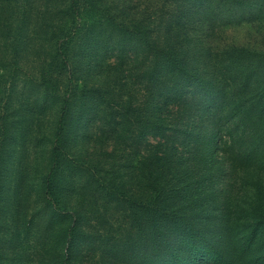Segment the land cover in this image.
<instances>
[{
    "label": "trees",
    "instance_id": "trees-1",
    "mask_svg": "<svg viewBox=\"0 0 264 264\" xmlns=\"http://www.w3.org/2000/svg\"><path fill=\"white\" fill-rule=\"evenodd\" d=\"M158 1L160 9L137 6L138 16L123 20L107 5L134 52L121 64L122 84L110 81L115 63L84 78L70 34L56 49L52 35L38 44L22 31L0 33V240L15 246L6 253L0 241V264H264V0ZM98 3L72 0L73 17ZM19 5L0 0V28L11 27L13 18L3 23ZM56 12L58 22L63 11ZM254 26L258 46L231 33ZM24 51L40 56L36 71L25 69ZM19 78L34 82L21 119L11 103ZM87 95L108 117L104 163L123 146L111 168L69 146L72 106ZM55 99L61 111L50 134L40 127ZM13 132L23 139L13 142ZM10 142L7 188L16 198L3 208Z\"/></svg>",
    "mask_w": 264,
    "mask_h": 264
},
{
    "label": "rangeland",
    "instance_id": "rangeland-1",
    "mask_svg": "<svg viewBox=\"0 0 264 264\" xmlns=\"http://www.w3.org/2000/svg\"><path fill=\"white\" fill-rule=\"evenodd\" d=\"M20 1V13H16L15 9L8 10L6 21L10 22L11 27L1 26L0 33L3 35H8L11 30L14 29L15 32H23L25 35H28V39L35 38L34 42L41 43L45 37L50 35L53 36L54 43L53 47L57 49V46L64 42L65 35L70 34L71 39L74 40L72 47L73 54V62L79 64L83 70V76L88 77L89 81H93L97 79L99 76V72L101 69H104L107 64L115 63L116 69L114 75L111 77V82H119L122 84L124 82L125 76L127 74L120 73L122 69L121 64L125 61L126 54L133 55L134 52L131 48L132 44H128L127 48L125 47V39L120 30V26L116 28L113 24V17L110 15V10L108 8V4L111 2L114 3L118 7L119 15L123 20L124 17L127 19L125 15L129 17L138 16V11H142L144 9V5L149 4L150 7L145 9V13H148L150 9H152V5L155 8H159L160 2L158 0H99V3L91 10L89 8H80L82 13L79 14V17H73L72 15V0H19ZM13 4V2H12ZM138 9L136 10V7ZM63 11L60 14V19L58 22L55 20V16L57 15L56 10L60 9ZM25 11V12H24ZM16 13L12 15V13ZM52 12L54 15H52ZM143 13V12H142ZM160 15V14H159ZM11 16V17H10ZM155 13L151 15L150 22H158L159 16L156 18ZM149 20V19H148ZM236 24V23H234ZM233 24V25H234ZM19 27V28H18ZM151 27L154 28V24H151ZM52 28L56 29L55 33H52ZM260 29L258 27H248V28H234L231 33H234L235 38L237 40L248 41L254 43L255 45H259L256 43V36L259 34ZM230 33V34H231ZM27 39V41H28ZM132 41V40H130ZM263 42H261L262 44ZM40 57V56H39ZM39 57L35 52L28 53L26 51L23 52V64L25 65V69H30L36 71L39 66ZM86 67H90L89 69ZM26 71V70H25ZM25 78H19L17 81L11 103H14L16 109V117L23 118L24 116L28 117L27 114V103L25 99L29 97L30 93V84H34L33 81L27 80ZM33 86V85H32ZM114 87H116L114 85ZM34 90L35 87L33 86ZM120 88V91L116 93L119 96H122L126 91L125 88H121V86L117 87L116 90ZM23 99V102L21 98ZM116 98V102H118V97ZM32 100V98L30 99ZM47 112L44 115L43 124H41L42 130H48V133L52 134L57 127V123L59 120V115L61 111V100L55 99L50 101V105L47 108ZM118 114L115 115L117 117ZM108 117L104 116L102 112V108H99L97 102L92 100V97L87 95L82 101H76L71 109L70 117L67 121V125L65 128V133L69 140V146L74 147L79 150V154L81 158H84L87 163L94 164L98 163L100 166L105 168H111L120 163V160L117 158L122 153V143L115 151V158L112 165H107L104 163V158L101 156L102 152V144L101 137L105 134V131L109 129L108 126ZM17 119V118H16ZM116 120H114V125ZM14 133V132H13ZM20 133H14L12 141L16 142V138L23 139V135H19ZM10 142L6 147V153L3 152V167L7 169L8 177L6 182H4V194H7L6 202L3 204V208L5 203L14 204L13 200L16 198V190L7 188L10 183H12V177L10 175L13 174V160L15 159L14 155H11L14 152V144ZM109 143V142H107ZM37 144V143H36ZM35 144V145H36ZM106 146V145H104ZM51 144L49 142H45L37 147L38 155H39V169L38 173L35 174L36 182H39V178L41 173L44 171L46 167V157L49 154ZM97 149H96V148ZM42 150V152H41ZM44 153V154H43ZM46 154V156H45ZM66 162V161H65ZM64 162H62L63 164ZM5 164V166H4ZM19 162L15 165V168ZM118 169V168H117ZM116 169V170H117ZM112 173V172H110ZM243 195L244 193H236ZM232 202V201H231ZM233 203V202H232ZM25 208L23 204L22 209ZM39 207H36L38 209ZM25 211V210H24ZM1 213V212H0ZM1 217L4 216L1 213ZM3 247L6 253H10V250L15 246H12L7 241H2ZM22 245L27 243L26 240L21 238ZM21 250V247H20ZM19 250V251H20ZM28 254H22L21 258H17L20 261H25ZM10 257H12L10 255ZM14 264L12 260H5V264L8 263Z\"/></svg>",
    "mask_w": 264,
    "mask_h": 264
}]
</instances>
